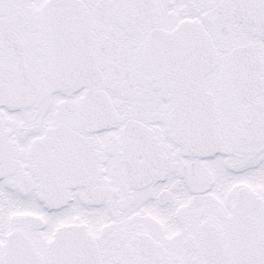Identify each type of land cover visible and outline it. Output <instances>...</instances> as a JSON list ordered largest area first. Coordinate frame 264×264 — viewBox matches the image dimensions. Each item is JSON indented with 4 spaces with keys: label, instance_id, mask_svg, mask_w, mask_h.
<instances>
[{
    "label": "snow or ice",
    "instance_id": "1",
    "mask_svg": "<svg viewBox=\"0 0 264 264\" xmlns=\"http://www.w3.org/2000/svg\"><path fill=\"white\" fill-rule=\"evenodd\" d=\"M0 264H264V0H0Z\"/></svg>",
    "mask_w": 264,
    "mask_h": 264
}]
</instances>
